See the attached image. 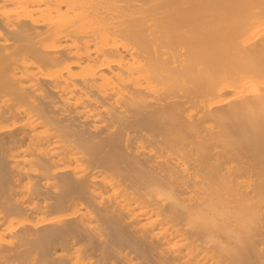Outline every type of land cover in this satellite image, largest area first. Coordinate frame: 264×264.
Wrapping results in <instances>:
<instances>
[{
  "label": "bare ground",
  "instance_id": "6f19581e",
  "mask_svg": "<svg viewBox=\"0 0 264 264\" xmlns=\"http://www.w3.org/2000/svg\"><path fill=\"white\" fill-rule=\"evenodd\" d=\"M0 264H264V0H0Z\"/></svg>",
  "mask_w": 264,
  "mask_h": 264
}]
</instances>
